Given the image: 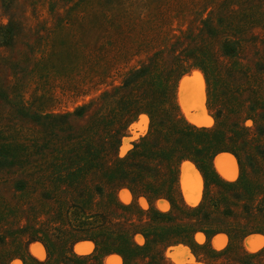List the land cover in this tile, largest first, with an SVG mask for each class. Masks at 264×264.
<instances>
[{"label": "rangeland", "instance_id": "374dc122", "mask_svg": "<svg viewBox=\"0 0 264 264\" xmlns=\"http://www.w3.org/2000/svg\"><path fill=\"white\" fill-rule=\"evenodd\" d=\"M0 264H264V0H0Z\"/></svg>", "mask_w": 264, "mask_h": 264}, {"label": "trees", "instance_id": "16d2710c", "mask_svg": "<svg viewBox=\"0 0 264 264\" xmlns=\"http://www.w3.org/2000/svg\"><path fill=\"white\" fill-rule=\"evenodd\" d=\"M223 10V9H222ZM225 11V10H223ZM225 17V16H223ZM223 17L222 22H223ZM231 19V18H230ZM213 22V21H209ZM237 22V21H236ZM208 26V25H207ZM210 31H212L214 34H218L219 31H221V28L223 26L218 27V25H209ZM7 36V35H6ZM224 40H228L225 38ZM232 44H235V46H231ZM239 46V43L237 40H233V43L230 44V46L224 48L225 51L236 55L235 48ZM163 64L162 73L165 75L172 76L173 73H180L184 70L181 69H172L173 65L166 60H164L162 57H152L151 60H149V63L145 64L142 68L135 70L132 74H130L128 78V87H130L135 80L138 78L146 75V74H156L158 71V67ZM174 64V63H173ZM203 69L205 70L206 74L208 75V78L212 79V76H214V72L211 69L210 66L204 65ZM168 71V72H167ZM175 71V72H174ZM171 72V73H170ZM149 76V75H148ZM171 90L170 86H167L166 88V94ZM144 99H146L147 107L145 108V112L149 115L151 119V128H150V134L147 136L143 141L146 142V146L151 150H158L160 152H165L168 150H171V157L168 160L173 163V159L176 156L175 154L184 153L186 150L182 148L179 145H182V142L186 138H194L197 135L201 134V131L193 127L192 125L184 122L180 118L177 117L175 114V108H154L156 106V100L153 95L146 96ZM152 107V108H149ZM170 130H172L171 133H168ZM215 130L213 131L214 134ZM212 141H213V135H212ZM181 147V148H180ZM201 150L196 151L197 157H199V153ZM183 155V154H181ZM172 159V160H171ZM198 162H203L201 159L198 158ZM145 175V173H144ZM142 181H146L144 177L141 178ZM139 179H135V183H138ZM146 182H141V184H144ZM152 184V183H151ZM212 205H219V203L214 200ZM98 217L102 218L101 215H97ZM161 217V216H160ZM99 221V220H98ZM100 222V221H99ZM97 236L96 238L98 241H101V238L103 237V234L101 231H96ZM128 243V242H127ZM125 243V244H127ZM99 244V243H98ZM124 244V247H125ZM138 246L134 242H129L126 249L128 251L125 252V250H122L120 252L122 256L128 257V259H135V257L138 254ZM70 254L71 256H68L69 260H76L78 262L81 261H87L90 257V255H76L71 250ZM72 258V259H71Z\"/></svg>", "mask_w": 264, "mask_h": 264}, {"label": "bare ground", "instance_id": "6f19581e", "mask_svg": "<svg viewBox=\"0 0 264 264\" xmlns=\"http://www.w3.org/2000/svg\"><path fill=\"white\" fill-rule=\"evenodd\" d=\"M191 191H192V190H191ZM192 198H193V197H192ZM192 198H191V203H195V201H194L195 199H194V200H192ZM172 254H173V253H172ZM192 260H193V259H192Z\"/></svg>", "mask_w": 264, "mask_h": 264}]
</instances>
